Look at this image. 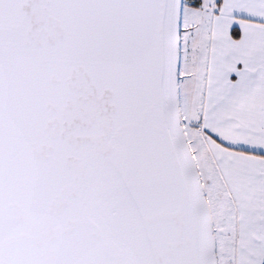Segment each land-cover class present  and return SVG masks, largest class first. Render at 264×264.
<instances>
[{"label": "snow or ice", "instance_id": "1", "mask_svg": "<svg viewBox=\"0 0 264 264\" xmlns=\"http://www.w3.org/2000/svg\"><path fill=\"white\" fill-rule=\"evenodd\" d=\"M0 264H264V0H0Z\"/></svg>", "mask_w": 264, "mask_h": 264}]
</instances>
